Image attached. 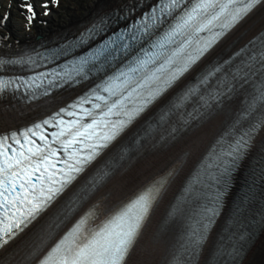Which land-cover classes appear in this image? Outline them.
Returning a JSON list of instances; mask_svg holds the SVG:
<instances>
[{
	"label": "snow or ice",
	"instance_id": "6c2138e0",
	"mask_svg": "<svg viewBox=\"0 0 264 264\" xmlns=\"http://www.w3.org/2000/svg\"><path fill=\"white\" fill-rule=\"evenodd\" d=\"M52 2H57V0H52ZM259 2L260 0H197V3L191 10L186 11L167 34V40L171 41L175 36L181 35L187 30H194L196 33L207 31L211 33V38L205 40L201 46H198L194 55L188 54L187 59L169 73L167 79L164 80V88L156 87L151 89L147 97L136 108L124 110V100L126 97L113 101L104 115L111 114L113 109H121L124 110L123 114L126 119L110 122L109 132L101 137L103 142L93 145L88 155L79 157L74 153L69 156L68 160L62 161L67 171L64 169L59 170L61 179H55V171L49 172L50 168H55V163L52 162L51 158L57 155V150L52 147V143L59 142L61 148L67 151L76 142L75 137L84 136L87 138L91 133L87 131L81 132L80 130H77L75 133L61 130L52 134L54 137L52 143L47 142L46 137L41 135L40 140L45 141L43 147L36 144L34 140L29 139V133L35 135L32 129L19 134L13 132L10 135L0 136V155H5L11 151L15 156L14 160L5 156L9 160V167L0 168V172L7 173L3 180H0V185H2V188H0V198H3L0 201V209H3L5 213L11 211L10 215L0 219V250L4 249L10 241L35 221L52 204L56 197L76 179V175L74 174L82 172L84 166L95 158L98 154L97 149L106 147L108 143L114 140L149 104L160 97L167 87H170L180 76L187 72L218 39L238 24ZM177 3L178 0H172L173 6ZM43 6L48 7L47 4ZM23 7L27 12L31 13L26 18L30 23L35 16L33 6L26 2ZM215 28H219L221 31H213ZM184 44H191V41H185ZM160 46L163 47V44ZM106 49L107 45L98 49L96 53L89 54L88 58L82 59L79 67L76 69V73L83 72L84 66L90 60L98 59ZM183 52L184 47L182 45L173 53V56L180 55ZM252 60L261 63L262 67H264V51L260 52L258 56L253 57ZM140 63L143 64L144 62L141 61ZM168 63L173 64L176 62L170 57ZM245 67L251 69L252 64L245 65ZM220 70L217 67L213 72H209L201 79L200 83H206L209 77ZM4 87H6V82L0 81V91ZM101 90L108 92L109 95H116L111 84ZM132 91H135V88ZM196 91L197 89H190L183 99L186 100L188 96L195 94ZM257 93L248 103L240 119H247L256 111L258 106L264 105V87L258 89ZM218 97L219 94L213 96L212 99L215 101ZM97 99L104 100L107 104L105 97L97 96ZM96 107H99V105H96ZM61 111L66 110L61 109ZM88 115H91V113L89 112ZM43 123L48 124L49 121L45 120ZM60 123L63 124L64 122L60 121ZM96 123L97 121H93V124ZM261 125H264V117L259 118L247 131H243L234 143L229 144L227 149L218 157L220 163L216 165L217 170L208 173L207 178L214 184L219 185L220 188L216 193L214 206L205 210L202 217L197 221L198 227L192 231L189 238V246L186 247V252H188L190 257H195L197 249L206 241L207 233L213 223V217L217 214L220 197L228 186V177L231 174L232 168L242 158L244 150L249 147L253 139V134ZM105 126L108 127V123ZM35 127L40 128L41 125L37 124ZM83 127L87 130L91 128V125ZM66 134L72 136L73 139L61 141L60 137ZM20 136H23L25 140L20 145L21 150L17 152L8 141L11 140L13 143H19ZM25 145L32 146L27 147L25 152ZM223 157H227L228 159H223ZM69 160L73 162L69 163ZM208 167H211V165ZM41 168H43V171H41ZM37 171H41V177H44L45 173H48L47 187H45L44 183H41L40 188L37 189L35 185L31 184L32 174ZM171 175L172 173L170 172L167 176H161L151 181L136 191L126 201L121 202L118 207L107 211L104 220L95 229L86 227L89 221L97 215L98 209L90 210L46 254L38 259L37 264H126L127 257L142 236L143 229L150 218L151 212L164 192ZM17 179L20 181V191L18 193L16 192L17 184L15 182ZM37 179H40V177H37ZM12 193H16V195L13 196ZM25 205H27L26 208ZM38 239L39 243L36 244L31 252L33 256L37 255L44 237H38Z\"/></svg>",
	"mask_w": 264,
	"mask_h": 264
},
{
	"label": "bare ground",
	"instance_id": "6f19581e",
	"mask_svg": "<svg viewBox=\"0 0 264 264\" xmlns=\"http://www.w3.org/2000/svg\"><path fill=\"white\" fill-rule=\"evenodd\" d=\"M116 1L84 0L82 3L72 5L71 8L67 7L68 11L61 15L55 14L56 9H54V6H58L59 4H54L55 2H52V0H0V39L14 45L22 44L33 41L37 34H49L71 27L77 28L94 11L102 7L104 9L111 7ZM26 2L31 4L35 11V17L30 23L26 18L31 13L27 12L23 7ZM45 4L48 7H44L43 5ZM47 9L49 12L47 15H44L43 12ZM40 10L41 15L39 14ZM4 16H6V19H4ZM257 16L253 21L248 23L244 31L237 38L235 37L236 39H233L235 43L232 50L245 42L258 28L264 25V10ZM54 104L51 103L50 105ZM39 109H41L40 113L45 109L48 110L46 106ZM19 112L18 109L10 110L1 107L0 129L13 127L39 114V111H35L20 116ZM222 121L223 119L215 121L195 136L176 147L168 149L166 155L161 158L159 155H161L163 150L159 146L156 147V145L153 149L139 151L136 160L125 166L124 173L117 177L115 182H111L108 189L101 191L100 196L104 198L98 199L99 201L92 202L91 200L89 202L87 207L88 212L98 209L97 215L92 218L93 222L98 223L104 218L107 211L118 207L121 202L126 201L150 181L161 176H167L170 172L172 175L169 177L168 184L162 194L165 192H171L170 194H172L183 174L194 164L200 153L205 149L210 136L216 132ZM46 227L47 225H43L34 236L26 239L22 244H18L19 246L17 245V247L7 252L4 257H1L0 264H27L31 259L29 255L36 244L39 243L38 237H44V240L48 237ZM263 235L264 231L259 237L258 242L260 244H258L257 250L251 255L247 264H264ZM172 237L173 235H170L168 230H166L164 218L160 216L159 219H156L155 222L147 227L138 244H136V253L132 264H161L167 254V247L169 242L171 243Z\"/></svg>",
	"mask_w": 264,
	"mask_h": 264
},
{
	"label": "rangeland",
	"instance_id": "374dc122",
	"mask_svg": "<svg viewBox=\"0 0 264 264\" xmlns=\"http://www.w3.org/2000/svg\"><path fill=\"white\" fill-rule=\"evenodd\" d=\"M58 1H59V5L54 7V9H56L55 14H61V15L68 11L67 7L71 8V6L74 4H79V3L84 2V0H58ZM39 14L41 15V10H40ZM49 14H51V13H49ZM44 15H47V13H44ZM5 18L6 17H4V19Z\"/></svg>",
	"mask_w": 264,
	"mask_h": 264
}]
</instances>
